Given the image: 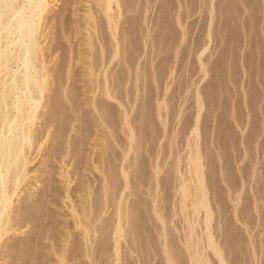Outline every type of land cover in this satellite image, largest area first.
<instances>
[{
  "label": "rangeland",
  "instance_id": "1",
  "mask_svg": "<svg viewBox=\"0 0 264 264\" xmlns=\"http://www.w3.org/2000/svg\"><path fill=\"white\" fill-rule=\"evenodd\" d=\"M51 1L53 91L34 129L49 116L52 125L13 197L19 208L36 198L13 212L14 257L264 264V0H115L109 10L104 0ZM88 14L91 27L78 29ZM89 34L93 61L110 57L109 95L100 72L98 88L87 82L83 61L65 82L71 46Z\"/></svg>",
  "mask_w": 264,
  "mask_h": 264
},
{
  "label": "bare ground",
  "instance_id": "2",
  "mask_svg": "<svg viewBox=\"0 0 264 264\" xmlns=\"http://www.w3.org/2000/svg\"><path fill=\"white\" fill-rule=\"evenodd\" d=\"M86 1H88V0H86ZM104 1H105V4H104L105 9L109 10V9H111L112 2L115 0H104ZM53 2L51 0H0V264H28L25 257H23L25 253L24 254L18 253L19 255L18 256L16 255L14 257L15 254L13 253V251L15 250V248H18V247H13L14 244L12 246L11 245L12 242H11V244H8L9 243L8 239H10L12 237L9 236L10 237L9 238L7 236L10 233L11 234L14 233V229L16 228V226H18V225H14V223H16V221H18V224H20L19 218H18L19 216L16 217L13 214L15 209L16 210L17 209L22 210L25 208L27 210L32 209L34 200L36 199V198L34 199L33 195H30L32 197H29L28 199L26 196V199L28 200V202L25 204L26 200L24 201L25 207H21L22 209L14 205L16 199L14 200L13 197L16 196V198H18L20 196V194H18L19 193L18 190L23 188V185L26 183V181H28V178L30 177L29 175L31 172H30L28 166H29L30 162H32L33 160L31 161V159H29V156H28L29 152L31 151V149L34 145L42 142L43 138L45 137V136L44 137L41 136L42 132L46 131L48 135L50 134L49 128H51V125H52V124L46 123L48 121V119L50 122L52 121V119L50 120L51 117L49 116V118L47 117L48 119L47 118L44 119V121L47 120L46 122H42V124H41L43 126L42 129H40L39 131H36L35 130L36 128L34 129V126L37 124L36 121L39 118H41L38 115V114H41L39 112V109L44 108V106H46L45 103H43L44 104V106H43L42 102L46 101V98L48 95L47 92L51 90L48 87V84H50L52 79H54L53 71L56 68L55 67L54 70H52L53 67L55 66V65L53 66L54 63L51 64L52 61L46 60V59H48V55L51 54V53H48L49 51H46V50H52L51 48L53 47V46L51 47V45H50L51 41L49 40L51 37L50 33L53 30L50 29L51 32L48 33L50 30L49 29H48L49 31L47 30V28H48L47 26H49L51 28L50 25H52L53 27L57 28V26L52 24V23H54V21H52V20L57 19V21H58V16H59L58 14H54V16L51 15V14H53V13H51V12H53V9H51L52 8L51 4H53ZM90 11L91 10H89V12ZM62 16H63V14H62ZM47 17L50 19L51 24L49 23V20L47 19ZM90 17H91V15L88 14L87 16L85 15V17L82 18V20L79 19L82 22H81V24L79 22L78 29H85L88 31L89 27H91ZM61 18H63V17H61ZM83 22H84V24H82ZM55 24L57 25L58 23L55 22ZM80 33H82V31ZM87 36H88L86 38L87 40L83 39L82 40L83 42L81 41L82 43H80L79 48H77V45H75L76 48H74L75 46L74 47L71 46L70 54L68 53L70 55V59L68 62L69 65L67 64L69 67L65 66L68 68L67 69V76H66V79H68V80H65V82L68 81V83H70V80L73 77L72 76V74H73L72 70L74 69L73 67H76L74 65L77 64L76 60L80 61V62L83 61L82 67L86 71V74H87L86 77L88 79L87 82L88 83H90L91 81L96 82L97 81L96 77L103 74L102 75V77L104 78L103 84L105 86L104 91H105L106 95H109L106 88L108 86V75H107V73H109V72H108L107 68H108V65L110 64V61H109L110 57H109V59H106L107 57L104 58L105 54L102 52L103 54H101V59H100L101 62H99V63L94 62L93 59H96V56H95L96 54L94 55L93 50H92L93 45H94L92 43L93 40L91 41L92 37H90V34ZM65 38L68 39V43L71 42L72 41L71 40V38H72L71 33H69ZM53 44H54V42H53ZM71 44H72V42H71ZM55 45L56 44H54V46ZM55 47H54V49H55ZM99 51H101V50H99ZM108 51H110V50H108ZM97 52H98V50H97ZM112 54L115 55L116 52L112 53ZM114 55H112V56H114ZM116 55H115V57H116ZM94 56H95V58H94ZM98 56H99V52H98ZM98 61H99V59H98ZM50 64L53 66L52 68L50 67L51 66ZM80 68H81V66H80ZM58 71H59V69H58ZM85 71H82V72H85ZM99 72L101 74H99ZM54 74H56V73L54 72ZM86 77H84V78L86 79ZM100 79H102L101 76H100ZM57 82H59V81H57ZM62 82L63 81H61V83ZM92 82L90 83V85L92 84ZM98 82H102V80L101 81L99 80ZM92 85H94V84H92ZM95 85L98 88L99 85H97L96 83H95ZM87 87H89V86H87ZM61 88H63V87H61ZM72 88H73V86H72ZM72 88H71V90H72ZM56 89H57V87H56ZM67 89L69 90V87ZM90 89H91V87H89L88 90H90ZM92 89L93 90H90L88 92L89 93L91 92V94H94V92H96V91H94V87ZM63 90L65 91V88ZM51 91H53V90H51ZM51 91L49 94L52 93ZM60 91H62V90H60ZM92 91H94V92L92 93ZM75 92H76V90H75ZM65 93H63V94H65ZM59 95H61V94H59ZM95 96H96V94H95ZM70 98H71V96H70ZM94 98H96V97H94ZM47 108H49L48 105H47ZM45 109H46V107H45ZM47 113H48V111H47ZM43 114H41V115H43ZM54 116H56V115H54ZM42 119L41 120L39 119L40 122L42 121ZM49 121H48V123H49ZM41 125H40V128H41ZM48 131H49V133H48ZM46 137H48V136H46ZM45 141L42 142V145L39 148H42ZM197 170H198V168H197ZM28 194H29V192H28ZM87 198H88V196H87ZM78 207H80V206L78 205ZM72 210H74V209H72ZM86 211H88V210H86ZM88 212L90 213V211H88ZM88 212H86V213H88ZM74 214H76V213H74ZM22 215H24V214H22V212H21L20 213V219H21V217H23ZM86 215L87 214H85V216ZM74 216L77 217V215H74ZM91 217H92V214H91V216L88 214L85 217L86 218L85 226L87 225V227L85 228V229H87V230H85V231H87L86 232L87 233V236H86L87 239L86 240L88 241L87 245H86L88 247H86V248H88L89 251L87 250V252H89V253L92 250L90 248V247H92L91 243L93 240V239L91 240V238H92L91 235H93L92 232H93V230H95V229H93L94 225L92 223L93 221H92ZM77 219H78V217H77ZM81 222H83V220ZM81 222H80V224H81ZM78 224H79V221H78ZM29 227H30V225H29ZM21 228H22V226H21ZM25 239H26V237H25ZM22 241H23V239H22ZM23 243H24V241H23ZM21 244L20 245L18 244V246H21ZM8 246L10 247V249ZM21 247H23V246H21ZM28 247H29V245H28ZM18 250L20 251V253H21V251L23 253L22 249L21 250L18 249ZM25 250H26V246H25ZM62 256L60 255V259H61L60 262H61V264H64L65 262L63 261L64 259ZM6 258L7 259L9 258V260H6ZM65 258H66V256H65ZM91 258H93V257H91ZM29 263L31 264V262H29Z\"/></svg>",
  "mask_w": 264,
  "mask_h": 264
}]
</instances>
